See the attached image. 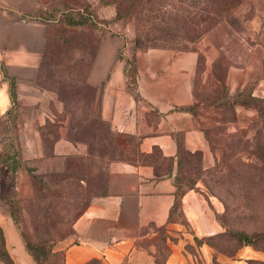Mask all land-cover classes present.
<instances>
[{
  "label": "crops",
  "instance_id": "obj_1",
  "mask_svg": "<svg viewBox=\"0 0 264 264\" xmlns=\"http://www.w3.org/2000/svg\"><path fill=\"white\" fill-rule=\"evenodd\" d=\"M134 1L86 0L102 22L121 30L103 40L96 72L90 59L87 82L92 86L94 79L110 76L102 90L105 119L137 137L143 157L158 150L165 161L159 166L149 159H117L107 165L102 190L74 222L63 264H215L214 257L223 264H249V258L264 259V251L251 245H243L233 257L207 242L197 243L195 236L223 229L216 201L200 182L181 195L180 217H173L183 150L206 156L209 148L194 111L181 108L196 100L193 77L201 48H137ZM45 12L40 0H0V227L16 264L35 263L11 213L14 191L30 195L35 175L63 171L67 157L84 149L62 133V126L57 135L49 127L56 122L50 110L63 105L41 81L49 36ZM115 57L118 63L109 74ZM216 58L207 56L210 63ZM131 59L137 62L141 98L127 82L126 63ZM227 80L232 94L250 87L252 95L264 97V73L250 66H232ZM161 228L166 239L159 235ZM188 243L196 246V254Z\"/></svg>",
  "mask_w": 264,
  "mask_h": 264
},
{
  "label": "rangeland",
  "instance_id": "obj_2",
  "mask_svg": "<svg viewBox=\"0 0 264 264\" xmlns=\"http://www.w3.org/2000/svg\"><path fill=\"white\" fill-rule=\"evenodd\" d=\"M40 1L49 23L41 81L63 105L50 110L56 122L49 127L57 135L62 126V133L84 149L67 157L63 171L35 175L30 195L22 197L14 191L10 209L34 263L63 264L65 246L74 238V222L102 190L107 165L148 156L139 151L137 137L120 132L103 115L102 90L110 76L94 79L92 86L87 82L90 59L96 72L103 40L120 35L121 30L109 28L86 0ZM132 9L135 41L177 50L201 48L193 77L194 113L209 148L206 156L184 154L182 186L200 182L216 201V216L227 234L264 229V97L252 95L250 87L232 94L227 80L232 66H250L264 73V0H135ZM136 47L153 46L136 43ZM213 54L217 58L210 63L207 56ZM118 59L109 62V74ZM126 65L129 89L141 98L136 59ZM148 159L164 160L158 151ZM213 241L228 252L238 246L229 236ZM187 247L197 253L195 245Z\"/></svg>",
  "mask_w": 264,
  "mask_h": 264
},
{
  "label": "trees",
  "instance_id": "obj_3",
  "mask_svg": "<svg viewBox=\"0 0 264 264\" xmlns=\"http://www.w3.org/2000/svg\"><path fill=\"white\" fill-rule=\"evenodd\" d=\"M136 43H137L138 46H141V47L142 46L143 47H152V46L153 47H167L168 46V45H165V44H157V43L143 44L138 39L136 40ZM183 47L187 48L188 46L183 45ZM222 83L225 84V78H224ZM234 102H236V101H234ZM257 104H259V103H257ZM195 106H196V103H194L192 105L181 106V108H183V109H191L192 111H194L195 108H196ZM259 108L261 109V111L263 110L262 107H259ZM263 113H264V111H263ZM155 151H158V150H155ZM152 153H150V155H152ZM185 153L196 154V153H201V152H191L189 150H183V153H182L183 155L180 158L179 170L181 169V166L183 164V156H184ZM150 155H148V157L145 156V157H147V160L150 157ZM152 161L155 162V163H158L159 166H161V164L163 162V161H161V162L160 161H156L155 159H153ZM180 171H179V175L177 177V183H178L177 198L178 199H177V201H176V203H175V205L173 207V210H172L174 218H179L180 217V212L181 211H180V207H179L180 206L179 199H180L181 195L186 191V189L188 187H192V186H194L196 184L195 183L194 185H190V186H185V185L182 186V181L180 179V174H181ZM176 213H179V214L176 215ZM217 213L219 214V212H217ZM0 236H1L0 254L4 255V257L2 256L3 258L0 257L1 258L0 260L3 261L6 264H16V262L14 261V258L11 256V254L9 253V251L6 248L5 238H4L3 230H2L1 227H0ZM218 236H221L222 238L224 236H229L230 239L236 240L238 242V246H237L235 252H228L225 249L219 248L218 245L216 243H214V241H213V239L215 237H218ZM166 238H167V235L163 231L162 239H166ZM195 239H196L198 244H201L203 242H207L208 244H210L214 248H217L220 251H223V252L227 253L230 256L236 255V253L239 250V248L242 247L243 245H252L254 248L264 251V229L255 230L253 232H248L246 230H231V232L229 234H227L226 231H220V232H218L216 234H213V235H210V236L201 237V238L198 237V236H195ZM27 245L29 247L31 246V244L29 242H28ZM91 262L92 263H98L99 260L98 259H93V260H91ZM214 262H215V264H223V263H220L216 259V257H214ZM248 262H249V264H264V259L249 258ZM201 264H203V263H201Z\"/></svg>",
  "mask_w": 264,
  "mask_h": 264
}]
</instances>
